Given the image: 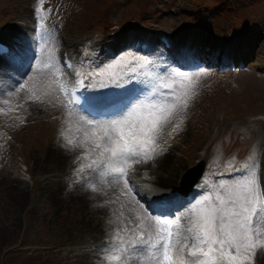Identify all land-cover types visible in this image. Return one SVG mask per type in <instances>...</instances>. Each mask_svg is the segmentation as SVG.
Segmentation results:
<instances>
[{
    "label": "rangeland",
    "instance_id": "rangeland-1",
    "mask_svg": "<svg viewBox=\"0 0 264 264\" xmlns=\"http://www.w3.org/2000/svg\"><path fill=\"white\" fill-rule=\"evenodd\" d=\"M34 5L42 15L41 24H37L47 29L42 40L44 55L38 61L41 73L33 72L19 95L4 97L10 99L9 105L0 101V108L6 111L14 104L23 103L18 111L0 113V264H106V253L102 249L111 244L116 230L138 224L137 214L154 215L145 207V202H140L143 210L142 207L141 211L136 209L137 201H141L139 196L128 195L126 188V192H119L115 186L107 184L110 181L104 183L108 193L102 200L105 207L112 205L107 218L99 210L95 216L88 214L84 203L75 201L73 208L71 201H65L70 192L82 185L76 184L90 174L87 167L81 173L80 165L90 164L97 155L91 153L88 159H81L91 152V142L82 147L67 143L68 139L79 143L83 136L76 131L70 117L73 111L65 110L63 101H59L53 91V80L61 73L64 76L58 66L59 51L65 50L70 42L75 44L68 48L77 70L70 77H77L79 73L80 80L90 81L89 85L105 93L124 92L111 83V79L121 73L132 72L137 78L149 74L153 79L179 71L194 78L176 81L178 95L186 91L195 94L188 99L186 108L174 114L156 141L160 152L169 151L173 160L180 162L176 189L180 184L190 183L194 176L190 170L194 168L198 172L199 165L202 166L201 179L205 174L213 178L210 190L218 189L221 183L240 179L220 177V171L247 165L255 171L262 191L264 78L257 73L259 69L254 63L264 57V0H237L235 5L226 4V0L222 4L216 0H0V31L14 29L16 33L11 37L22 44L28 43L29 34L17 32L16 28L25 20L21 7L31 10ZM30 21L35 24L31 14ZM127 28L148 37L157 33L172 36L180 30L184 48H190L191 43L197 46L210 43L220 50L222 39L235 37L238 44L243 45L248 69L228 76L209 68L190 72L166 66L164 60L163 64L152 67L150 63L159 61L131 54L101 63L90 60L87 65L82 63L83 52L78 49L85 45L83 43L91 45L106 36L122 35ZM84 74H89L90 78ZM6 80L7 76L0 74V93L7 89ZM105 83L107 87H102ZM28 89L41 94L42 102L25 101ZM176 124L179 129L172 132ZM145 173L150 182L152 174L149 170ZM138 178L144 179L141 175ZM149 182L148 185L152 184ZM9 186L24 194L21 204L8 197ZM208 192L206 187L201 188L195 201ZM51 196L58 198L57 202ZM125 200L132 204L127 206ZM115 206L119 211H115ZM93 222H101L98 228L104 230L101 231L103 236H99L101 233L98 237L84 235ZM254 264H258L256 257Z\"/></svg>",
    "mask_w": 264,
    "mask_h": 264
},
{
    "label": "snow or ice",
    "instance_id": "snow-or-ice-1",
    "mask_svg": "<svg viewBox=\"0 0 264 264\" xmlns=\"http://www.w3.org/2000/svg\"><path fill=\"white\" fill-rule=\"evenodd\" d=\"M0 52L8 55L11 64L14 49L0 43ZM32 59H36L35 55ZM3 72L0 65V73ZM84 75L90 78L89 74ZM178 79L192 81L194 78L176 71L167 77L153 78L149 86L135 73H121L113 77L111 83L129 96L127 102L110 113L108 119L86 120L76 116L74 111L70 113L76 131L82 134L83 139L79 143L68 139L67 143L82 147L91 142V152L81 159H88L91 153L97 154L90 164H81L79 171L83 173L87 167L101 183L123 181L128 195H141L135 181H131L129 186L132 165L146 163L161 154L156 141L174 114L186 108L188 99L195 94L194 91H186L178 95ZM77 86H83V79ZM101 86L107 87V84ZM25 87L19 83L18 88L11 92L0 93V99L9 105L10 99L4 97H14ZM28 92L25 101L42 102L37 91L28 89ZM66 94L70 97L69 104L78 105L74 91ZM107 95L98 94L96 103L103 106ZM22 107L23 103L14 104L7 111H18ZM7 111L0 108V113L7 114ZM178 129L179 124H176L172 132ZM91 189L98 190L95 185H91ZM169 216L172 218L137 214L138 224L117 229L111 244L102 249L106 253V264H254L257 252H264V192L260 190L254 170L245 171L239 180L221 183L218 189L209 190L186 206L180 215Z\"/></svg>",
    "mask_w": 264,
    "mask_h": 264
},
{
    "label": "bare ground",
    "instance_id": "bare-ground-1",
    "mask_svg": "<svg viewBox=\"0 0 264 264\" xmlns=\"http://www.w3.org/2000/svg\"><path fill=\"white\" fill-rule=\"evenodd\" d=\"M29 7H21L22 10V15H25V20H23V24H21V26H18L16 28L17 32H23L25 35L31 34L32 32V28H31V24H30V14L32 15L33 12L32 10H30ZM29 10L31 11V13L29 14ZM35 14V12H34ZM1 32V31H0ZM2 33H10L11 35H15L16 31H14V29L10 30V31H2ZM105 41V40H103ZM223 43V47L227 44L228 40H221ZM107 44H109L110 46H112V43L105 41ZM118 45V43H117ZM116 46L113 44V48H115ZM116 50V48H115ZM241 50H243V45L241 46ZM217 51V49L215 50ZM31 50L27 49L26 50V54L30 55L31 54ZM103 54V53H102ZM105 56V55H104ZM257 64V66H264V57L259 58L256 60V62L254 63V65ZM12 72L16 73L15 75H22L21 72L19 70H12ZM13 82V80L11 81V83ZM8 83V81H7ZM61 111H64L63 109ZM109 118V117H108ZM108 118L105 119H101V120H106ZM44 142H46L45 138H43L41 140L42 145H44ZM160 149V147L158 148ZM264 158V155H263ZM174 162V163H173ZM180 162L179 160L174 161L173 160V155L171 154V152L169 151H162L160 155L156 156L154 159L147 161L146 163H138V164H133L131 171L129 173L130 176V184L129 186H131V181H135L136 184L140 187V185H142L143 180L145 179L146 182H149L147 180V176L145 172H149L152 174L151 178H149L150 182H152V184L149 185H142L144 190L147 189V191L150 192L151 196L154 195H161V194H165L169 191H174L176 189V179L178 177V171L181 169L179 167ZM158 169H161L162 172H158ZM174 168V169H173ZM176 170V173L173 174V171ZM207 171V170H206ZM248 171V168H247ZM223 172H227V170H223ZM206 173V172H205ZM94 175V178H93ZM138 175H141L144 179L142 178H138ZM88 176V174H87ZM210 177H212L209 174H205L203 176V178L201 179V181L199 183H197L195 185V187L193 188V191H201V188L203 187H207V189L211 188V183L213 182V178L210 179ZM213 177L215 178V176L213 175ZM205 180L207 182H205ZM11 181L8 180L7 183L9 184ZM149 182V183H150ZM78 184H82L78 189H76V191L70 192L65 198H63L66 202L71 201L72 207L74 208L75 206V201H78L79 203H84L85 205V209L86 212L92 216L96 215L97 210H99L101 213L106 215V218L109 214V207H111L112 205L109 204V207H105L102 204V200L105 198L106 194L108 193V187H106V185L104 183H101L99 180V177H97L94 173H90L87 179H82ZM109 186H115V188L120 192H126L125 190V185L123 181H120L119 183H107ZM91 185H95V187L98 189L97 191H93L91 189ZM6 194H8V197H10L12 200L16 202H19L21 204V200L24 197V194H22L19 190H16L15 188H12L11 186H9L6 189ZM52 199L57 202L58 198H56L55 196H51ZM50 197V198H51ZM134 200L136 201L135 197ZM17 204V203H16ZM125 204L127 206H130L132 203L130 202V200H125ZM140 207H142L143 210V206L139 203L137 205H135L136 209H140ZM115 211H119V207H114ZM141 211V209H140ZM97 222V221H96ZM101 222H98V224ZM87 224V220H85V226ZM92 224V225H91ZM98 224L93 222L90 223L91 227L90 228H86L85 229V233L84 235H86V233H89L90 236L93 237H98V234L101 233V231H104L103 229H99L98 228ZM118 224V223H116ZM99 236H103V233H101V235ZM256 260L258 261V264H263L264 263V252H257L256 254ZM115 264V263H114Z\"/></svg>",
    "mask_w": 264,
    "mask_h": 264
},
{
    "label": "water",
    "instance_id": "water-1",
    "mask_svg": "<svg viewBox=\"0 0 264 264\" xmlns=\"http://www.w3.org/2000/svg\"><path fill=\"white\" fill-rule=\"evenodd\" d=\"M201 170H202V166L199 165L198 166V172L195 171V169L193 168L192 170H190V172H194V176L190 181V186L194 185L195 183H197L201 177Z\"/></svg>",
    "mask_w": 264,
    "mask_h": 264
},
{
    "label": "trees",
    "instance_id": "trees-1",
    "mask_svg": "<svg viewBox=\"0 0 264 264\" xmlns=\"http://www.w3.org/2000/svg\"><path fill=\"white\" fill-rule=\"evenodd\" d=\"M217 2H219V4H222L223 2H225V0H216ZM237 0H226V4L227 3H231V4H234L235 5V2H236ZM218 7H220V8H222L221 6H219L218 5ZM224 12H226V11H224Z\"/></svg>",
    "mask_w": 264,
    "mask_h": 264
}]
</instances>
